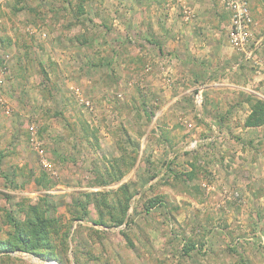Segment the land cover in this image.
<instances>
[{"label": "rangeland", "instance_id": "obj_1", "mask_svg": "<svg viewBox=\"0 0 264 264\" xmlns=\"http://www.w3.org/2000/svg\"><path fill=\"white\" fill-rule=\"evenodd\" d=\"M204 3L0 0V242L28 205L59 221L57 260L0 264H264V130L244 126L264 51L231 47L221 0L202 26Z\"/></svg>", "mask_w": 264, "mask_h": 264}, {"label": "trees", "instance_id": "obj_2", "mask_svg": "<svg viewBox=\"0 0 264 264\" xmlns=\"http://www.w3.org/2000/svg\"><path fill=\"white\" fill-rule=\"evenodd\" d=\"M264 124V102L255 100L251 104V113L247 117L245 127H258ZM40 184L39 181H37ZM24 221L15 220L10 214L7 221L11 225L7 241L0 242V256L15 261L9 257L10 252L29 253L45 260H57L54 237L59 234L58 220L45 217L44 211L35 205H28ZM67 235H62V245H67ZM66 248V247H65Z\"/></svg>", "mask_w": 264, "mask_h": 264}, {"label": "built area", "instance_id": "obj_3", "mask_svg": "<svg viewBox=\"0 0 264 264\" xmlns=\"http://www.w3.org/2000/svg\"><path fill=\"white\" fill-rule=\"evenodd\" d=\"M225 10L230 15V27L228 32V40L235 50L241 51L244 54L245 59L253 57L254 52L258 50L260 43L253 44L252 49H249V42L251 36V24L252 19L250 16L249 5L247 0H221ZM184 19L188 20L191 17L186 9L183 11ZM32 130V128H31ZM213 139L210 138L209 141ZM199 144V141H192L190 148L195 149ZM44 164V163H43ZM46 166V164H44ZM42 264H57L54 261H45Z\"/></svg>", "mask_w": 264, "mask_h": 264}, {"label": "crops", "instance_id": "obj_4", "mask_svg": "<svg viewBox=\"0 0 264 264\" xmlns=\"http://www.w3.org/2000/svg\"><path fill=\"white\" fill-rule=\"evenodd\" d=\"M205 1V3L202 5V7H201V12L203 13V10L205 11V15H203V18H201L202 19V21H200L201 22V25L202 26H206V27H209L208 25H207V23H206V21L208 22V18H209V13L211 12V7H210V3H211V1L212 0H204ZM248 1V0H247ZM249 2V1H248ZM222 7V6H221ZM221 10H223V9H221ZM226 11L224 10L223 11V13H224V15L225 14H227L228 16H227V18H228V22H227V26H226V30H227V37H228V32H229V22H230V15H229V13L228 12H226ZM222 13V12H221ZM222 13V14H223ZM223 15V16H224ZM205 17H206V19H205ZM199 26H200V24L199 25H196L195 24V27H194V29H199ZM202 26L200 27L201 29H202ZM223 27H225V25H224V23H223V25H222ZM189 29H188V31H186L184 34H187V37H186V39H187V41H188V44H190L191 46H189V48H190V51L192 52H194V53H198V52H201V53H203V51L205 50V46L203 47V51L202 50H198V49H196V48H194L193 49V47H194V42H193V39H195L194 37H196V35H197V33H199V31L197 32H195V33H193L191 30H190V28L191 27H188ZM190 32H192L190 35H189V33ZM202 32H204L203 30H202ZM207 40H208V43L209 42H211L212 41V39L211 38H207ZM258 42V41H257ZM203 45V44H202ZM264 47V46H263ZM262 47V45L258 48V53H260V54H262V51H264V49H262L263 48ZM218 50H217V52H219L220 50H223V48L224 47H221L220 45H218ZM211 50H212V48L210 49V50H208L207 52H211ZM224 51V50H223ZM225 51H227L228 52V54H227V56L229 57V58H232L233 59V54H234V56L236 57V60H237V63H238V61L240 60V59H237L238 58V56H239V53H237V51H235V50H233L232 48H230L229 50H227V48H226V50ZM240 63L238 64V66L241 64V62L242 61H239ZM263 127V130H264V125L263 126H260V127H258V128H262ZM246 129H248V127H246ZM262 130V129H261ZM261 132H263V131H261Z\"/></svg>", "mask_w": 264, "mask_h": 264}]
</instances>
